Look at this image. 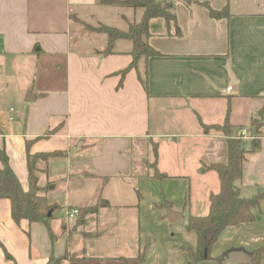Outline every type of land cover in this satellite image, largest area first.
<instances>
[{
  "label": "crops",
  "instance_id": "obj_1",
  "mask_svg": "<svg viewBox=\"0 0 264 264\" xmlns=\"http://www.w3.org/2000/svg\"><path fill=\"white\" fill-rule=\"evenodd\" d=\"M202 2L228 15L213 18ZM173 11L169 25L148 21L147 42L159 54L121 76L132 60L128 44L96 53L105 37L83 24L116 23L124 9L95 0H0V149L24 189L27 141L31 154L65 153L40 164L38 183L60 207L48 224L16 223L9 199L0 198V264H53L51 256L66 253L76 260L60 264H137L139 254L144 264H187L159 207L166 199L183 218L208 213L219 178L202 166L223 161L226 136L202 124L227 119L237 135L261 113L259 148L242 163L240 191H264V0H173ZM153 160L164 178L152 175ZM82 207H89L82 217L65 214ZM261 247L264 201L253 221L222 231L213 258L198 264H219L214 257L231 264L229 252L250 256ZM258 259L264 264V250Z\"/></svg>",
  "mask_w": 264,
  "mask_h": 264
},
{
  "label": "trees",
  "instance_id": "obj_2",
  "mask_svg": "<svg viewBox=\"0 0 264 264\" xmlns=\"http://www.w3.org/2000/svg\"><path fill=\"white\" fill-rule=\"evenodd\" d=\"M183 2L189 5L193 0H183ZM95 3L132 12L130 20L121 15V19L126 24L125 28L101 23L98 26L99 29H96V32L105 35V45L102 51H96V53L108 55L117 52L115 45L118 41H125L128 44L127 53L131 55L132 60L127 67L118 72L121 76L124 75L128 68L134 67L135 64L137 66L139 59L159 54L147 42L149 19L161 17L165 20L166 25L175 21L173 0H95ZM201 4L207 8L209 15L213 18L226 17L228 15L226 7L221 10H215L207 2H202ZM85 24H83V28L92 31ZM142 83L146 85L145 79H143ZM260 114L259 117H254L246 128L250 136L246 139L238 135H232L231 125L227 119L222 125L208 126L202 124V128L205 131L209 128H214L224 132L226 136L225 153L223 161L210 162L202 166L203 169H214L217 172L219 190L209 195V210L207 214L188 216L184 231L193 234L194 241L189 242L183 238L178 241L179 249L185 251L188 255L187 264H197L201 260L213 258L211 247L217 241L219 234L230 226L253 221L255 211L259 209L260 204L264 201V191H259L251 196H244L240 191L242 163L246 159L247 154L259 148L260 128L263 124ZM241 128L245 127L240 126L239 129ZM51 132L48 130L42 136L46 137ZM29 143L30 141L26 142L28 170V187L26 189L21 186L15 173L10 168L5 151L0 149V161L2 163L0 168V198L9 199L11 216L16 223L21 219H25L29 223L41 222L48 224L54 216L53 212L60 207L57 204L48 202L45 193L48 184L40 186L38 183L39 173L45 170V167L40 166V164L63 157L65 153L62 150H54L31 154L29 152ZM153 151L156 158L155 146H153ZM155 164V160L150 163L152 175L158 179L164 178L166 175L159 172ZM185 195L187 198L188 191ZM159 208L163 212L161 218L167 219L169 223H172L166 215V210L173 208L170 201L165 199ZM88 210L89 207H82L78 209L76 216L80 215L82 217ZM50 234L51 236L53 235L52 232ZM262 250H264V247L256 249L250 254V264H263L258 259V255ZM63 259H68L69 262L76 260L75 257H69L68 253L60 257H50L53 264H60ZM138 259L139 264H144L143 255H140ZM214 259L219 264H224L222 257H214Z\"/></svg>",
  "mask_w": 264,
  "mask_h": 264
},
{
  "label": "rangeland",
  "instance_id": "obj_3",
  "mask_svg": "<svg viewBox=\"0 0 264 264\" xmlns=\"http://www.w3.org/2000/svg\"><path fill=\"white\" fill-rule=\"evenodd\" d=\"M112 9H114V8H112ZM125 10V9H124ZM123 16H125V17H127V18H129V20H130V17H131V13L129 12V11H126L125 10V14H122ZM86 22V21H85ZM103 22V24H107V25H116L117 27H120V28H125L126 27V24H125V22L123 21V19H121V20H117L116 21V23L115 22H113V21H102ZM86 24L89 26V29L91 30L92 29V31H91V34L92 35H94V37H99V39L101 38L100 36H102V37H105V35L104 34H102V35H99L96 31V29H99L98 28V26H99V24H101V22H97L95 19H89V20H87V22H86ZM85 24V25H86ZM81 29V26L80 25H77L76 26V31H78V30H80ZM245 141V140H244ZM138 157H139V159H138ZM137 157V160H136V163H138L139 162V160L141 159L140 158V156H138ZM222 160H224V158L222 159ZM139 167H141V168H144V166L142 165V163H140V165H139ZM187 219H188V215H187V213H186V215H185V217H184V221H183V224L181 225V226H178V225H175L174 223H169V227L171 228V230H170V233H173L174 235V237L175 238H177L178 239V241H180V239L181 238H183V239H185V238H191V239H194V236H193V234H189V233H186L184 230V228H185V223L187 222ZM166 221H168L167 219H165ZM67 225H70V224H68L67 223ZM186 240V239H185ZM194 241V240H193ZM177 248H179L178 247V242H176V245H175ZM139 256H140V254H139ZM123 260V259H122ZM206 260H208V259H205V260H201L203 263H205L206 262ZM201 261H199V262H201ZM198 262V263H199ZM197 263V264H198ZM83 264H90L89 262H84ZM130 264H133V262H131ZM137 264H139V263H137Z\"/></svg>",
  "mask_w": 264,
  "mask_h": 264
},
{
  "label": "water",
  "instance_id": "obj_4",
  "mask_svg": "<svg viewBox=\"0 0 264 264\" xmlns=\"http://www.w3.org/2000/svg\"><path fill=\"white\" fill-rule=\"evenodd\" d=\"M166 215L168 219L175 225L181 226L183 224V215L181 212L173 209H167ZM227 258L231 264H250L251 257L241 251H232L227 254Z\"/></svg>",
  "mask_w": 264,
  "mask_h": 264
},
{
  "label": "built area",
  "instance_id": "obj_5",
  "mask_svg": "<svg viewBox=\"0 0 264 264\" xmlns=\"http://www.w3.org/2000/svg\"><path fill=\"white\" fill-rule=\"evenodd\" d=\"M237 135L243 139H246V138H249V134L247 132V130L245 128H241L238 130V133ZM66 216L69 218V219H73L76 217V215L78 214V209L77 208H72V209H69L65 212Z\"/></svg>",
  "mask_w": 264,
  "mask_h": 264
}]
</instances>
